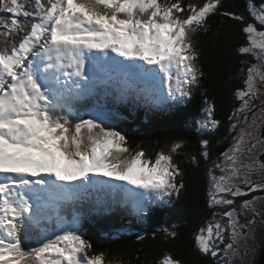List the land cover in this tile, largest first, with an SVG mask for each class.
I'll list each match as a JSON object with an SVG mask.
<instances>
[{
    "label": "snow or ice",
    "instance_id": "snow-or-ice-1",
    "mask_svg": "<svg viewBox=\"0 0 264 264\" xmlns=\"http://www.w3.org/2000/svg\"><path fill=\"white\" fill-rule=\"evenodd\" d=\"M221 7L222 0H0L10 14L0 18V264H112L93 251L79 205H120L140 219L153 206H172L185 188L174 156L187 141H172L154 159L143 150L129 155L99 101L89 119L74 106L110 89L160 112L190 102L205 77L194 36L208 32ZM247 10L264 26V4L249 0ZM242 31L247 44L238 53L255 62L241 60L247 67L239 69V106L228 117L231 143L207 171L212 217L193 235V251L212 264H243L253 226L264 223V195H252L264 194V27L247 23ZM204 104L195 120L201 137L222 123L214 101ZM200 144L210 160V141ZM175 227L160 229L164 241L177 238ZM155 264L184 262L164 252Z\"/></svg>",
    "mask_w": 264,
    "mask_h": 264
},
{
    "label": "trees",
    "instance_id": "trees-1",
    "mask_svg": "<svg viewBox=\"0 0 264 264\" xmlns=\"http://www.w3.org/2000/svg\"><path fill=\"white\" fill-rule=\"evenodd\" d=\"M189 2L203 3L204 0H182L185 5ZM251 2L256 6L264 4V0ZM248 3L249 0H222L219 12L208 18V32L201 31L194 36L199 53L198 62L205 77L202 78L200 87H194L190 102L174 106L166 115L152 116L154 121L151 122L149 118L148 122L144 119L146 115L141 109L142 106L138 104L135 106L132 102H125L118 113H113L114 118L110 123L125 135L127 140L125 146L131 150L129 155L143 150L146 157L154 159L161 149L167 151L172 141L183 139L187 144L174 156L175 162L184 171L185 188L178 197L172 198L171 207H156L157 210L152 211L150 225L144 228L148 231L143 235L145 237L143 240H138L137 235L114 238L111 231L105 237L100 230L97 231L94 227L90 229L88 239L93 244V251H103L106 259L112 264H141L142 261L155 264L162 258L164 252H171L184 264H212L211 258L202 257L193 251V235L212 217L213 209L208 207L207 171L211 161L219 159L221 153L226 151L231 143L228 117L239 106V101L234 96L235 90L243 86L239 69L247 67L241 64V60L255 62L252 56L238 53V47L247 44L246 34L242 29L247 23H254L258 29L264 27L251 17L247 10ZM223 12L243 16L244 23L222 15ZM9 15L0 11V18ZM206 98L214 101L215 118L222 123L218 130L205 133L201 137L196 131L195 120L200 117ZM202 138L210 141L208 148L210 160H205L201 155ZM192 156L197 157L198 165L191 162ZM215 210L222 211L223 208ZM173 225H176L177 238L164 241L160 229L172 228ZM260 228L264 231V226ZM260 228L256 229L257 232L261 231ZM115 232L117 233V230ZM153 233H156L155 238ZM260 240L263 243L254 255V261L259 259L264 246V237ZM137 256L140 259H137Z\"/></svg>",
    "mask_w": 264,
    "mask_h": 264
},
{
    "label": "rangeland",
    "instance_id": "rangeland-1",
    "mask_svg": "<svg viewBox=\"0 0 264 264\" xmlns=\"http://www.w3.org/2000/svg\"><path fill=\"white\" fill-rule=\"evenodd\" d=\"M258 30H261V29H258ZM257 103H258V101H257ZM144 119L147 121L148 120L147 116H145ZM149 119H150V122L154 121L152 116H150ZM253 195H264V194H262V193H254ZM250 198H251V196L247 197V198H244V199H250ZM242 200H240L239 198H236V204L239 205ZM259 207L264 209V205H259ZM224 210L225 209H223L222 211H224ZM243 219L244 218L241 217V220H243ZM263 226H264V223H260L259 219L257 220V223L253 226L254 237H250L248 239V241H247L248 254L244 257L243 264H250L252 262V260L254 259V255L256 254L257 250H259L261 248L263 241L260 240L261 238L259 237V232H257L256 229L260 228V227H263ZM236 264H241V262L239 260H237Z\"/></svg>",
    "mask_w": 264,
    "mask_h": 264
},
{
    "label": "water",
    "instance_id": "water-1",
    "mask_svg": "<svg viewBox=\"0 0 264 264\" xmlns=\"http://www.w3.org/2000/svg\"><path fill=\"white\" fill-rule=\"evenodd\" d=\"M259 237L262 239L264 237V231H259ZM254 264H264V246L261 249V255L259 259Z\"/></svg>",
    "mask_w": 264,
    "mask_h": 264
},
{
    "label": "clouds",
    "instance_id": "clouds-1",
    "mask_svg": "<svg viewBox=\"0 0 264 264\" xmlns=\"http://www.w3.org/2000/svg\"><path fill=\"white\" fill-rule=\"evenodd\" d=\"M96 230L99 231L100 229H96ZM89 231H90V229H89ZM100 232H103V233H101V234H103V236L106 237V236H107V233H108L109 231H106V230H103V229H102V230H100ZM88 233H89V232H88ZM111 235H112V234H111ZM120 236H122V235H120ZM120 236H119V237H120ZM87 239H88V237H87ZM256 261H257V260H256ZM256 261L253 260V262H252L251 264H254Z\"/></svg>",
    "mask_w": 264,
    "mask_h": 264
}]
</instances>
